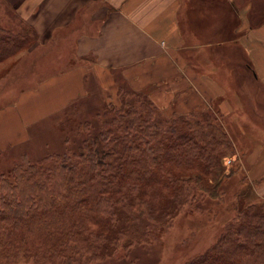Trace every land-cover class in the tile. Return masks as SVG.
I'll return each instance as SVG.
<instances>
[{
	"label": "trees",
	"instance_id": "trees-1",
	"mask_svg": "<svg viewBox=\"0 0 264 264\" xmlns=\"http://www.w3.org/2000/svg\"><path fill=\"white\" fill-rule=\"evenodd\" d=\"M21 36L0 29V60L24 46ZM120 103L97 115L106 130L83 140L79 164L54 155L49 167L27 162L0 179V264H94L148 242L145 216L163 222L197 193L219 195L233 152L221 123L202 111L161 118L133 92ZM238 212L185 264H264V203Z\"/></svg>",
	"mask_w": 264,
	"mask_h": 264
},
{
	"label": "crops",
	"instance_id": "crops-1",
	"mask_svg": "<svg viewBox=\"0 0 264 264\" xmlns=\"http://www.w3.org/2000/svg\"><path fill=\"white\" fill-rule=\"evenodd\" d=\"M0 1L36 31L28 51L43 54L31 61L49 66L34 87L20 91L3 110L15 125L13 114L18 113L20 135L87 96L91 86L115 91L120 76L137 89L153 88L157 101L169 98L177 108L190 105L193 110L207 101L218 109L228 131L224 116L264 122V116L258 120L264 115L260 1ZM214 99L216 105L211 104ZM257 142L256 148L263 146L256 149L263 151L262 157L252 162L259 165L250 171L257 172L248 174H255L251 179L258 181L257 192L264 196V144Z\"/></svg>",
	"mask_w": 264,
	"mask_h": 264
},
{
	"label": "rangeland",
	"instance_id": "rangeland-1",
	"mask_svg": "<svg viewBox=\"0 0 264 264\" xmlns=\"http://www.w3.org/2000/svg\"><path fill=\"white\" fill-rule=\"evenodd\" d=\"M256 1L262 2L257 6L264 9V0ZM25 25L10 6L0 1V29L13 36L20 34L26 39L22 48L0 60V179L13 180V171L27 162L49 167L53 164L49 157L54 155L67 154L69 160L79 164L83 140L88 135L95 137L99 130H106L104 122L107 121L102 122L103 118L97 115H101L108 104L115 106V109L119 107L120 99L131 92L140 95V101L146 98L153 104L161 118L189 113H196L200 119L202 113L212 116L216 122L221 123L231 142L233 152L223 160L229 175L221 181L218 196L195 193L190 203L183 205L171 219L163 222H153L145 216L140 225L145 229L148 242L132 247L127 253L118 250L111 258L94 264H185L205 253L217 242L227 226L238 224L239 221H235L240 208L264 203V196L257 192L258 181L251 179L255 174H248L257 172L250 170L259 164L256 162L254 166L251 165L258 156L262 157L263 151L256 149L263 146L256 148V144L257 141L264 144L263 114L258 118L261 122L256 124H251V121L242 123L238 115L224 116L226 125L231 129L228 131L222 123V116L216 113L218 109L214 105L209 106L207 101L205 105H198L193 110H189L190 105L177 108L169 98L164 102L157 101L153 88L137 89L120 76L116 77L115 91L94 89L91 86L87 89V96L73 100L58 112L24 128L20 135L17 129L18 113L13 114L15 125L6 120L8 113L4 114L3 110L15 101L20 91L34 87L36 81L44 76L45 68L49 67L46 66L48 62L31 61L36 54L42 55L43 52L28 51L37 38L34 39ZM116 75L119 76L118 73ZM130 100L133 102L135 99L132 97ZM216 101L214 99L211 104L216 105ZM86 124H89L88 131L85 129ZM14 127L16 130H13ZM113 136L115 133L109 136L108 142H111Z\"/></svg>",
	"mask_w": 264,
	"mask_h": 264
}]
</instances>
